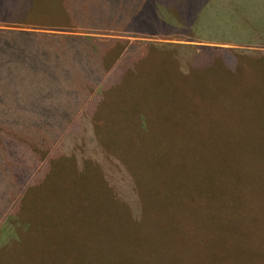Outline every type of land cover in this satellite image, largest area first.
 I'll return each instance as SVG.
<instances>
[{"label":"rangeland","instance_id":"obj_1","mask_svg":"<svg viewBox=\"0 0 264 264\" xmlns=\"http://www.w3.org/2000/svg\"><path fill=\"white\" fill-rule=\"evenodd\" d=\"M24 1L0 0V4ZM230 1L238 7L236 14L245 25L250 24L252 32L238 27L232 34H225L222 29L221 33H214L203 27L204 18L200 15L202 19L190 33L194 42L167 32L156 31L158 36H150L97 30L82 16L69 20L51 18L43 23H38L39 18H27L19 25L11 22L13 17L5 19L0 15V33L30 32L79 41L63 50L55 45L49 49L46 42L47 49H39L43 53L38 57V61L45 62V80L39 81L32 69L28 70L27 75L34 77V84L29 86L45 88L46 94L50 89H58L57 102L68 110L71 119L79 120L83 130L87 129V120H92L98 138L109 152L108 158L117 167L116 177L122 176L111 182L112 189L122 186L121 182H133L137 192L131 194L132 198L124 197L128 210L114 205V198L122 196L112 198L108 194L111 189L103 181L100 184L98 177L78 181L75 192L69 190L64 180V197L49 196L47 185L39 190L33 187L31 193L36 176L47 169L48 157L33 160L20 157L21 170L30 166L31 171L28 170L27 177L20 172L25 177V189L17 190L13 203L7 199L4 211H0V264H264V175L256 164L236 163L232 161L233 154L225 153L239 156L264 153V63L260 62L264 60V1L254 0V9H247L240 0ZM181 5L171 6L172 14L174 7L179 9ZM17 14L20 12L11 15ZM52 19L55 24L50 23L54 22ZM138 43L143 48L179 44L198 50L192 57L184 54L192 67L188 71L181 67L180 71L173 67L170 52L149 50L144 56L131 54L129 44ZM89 50L99 52L103 58L97 59ZM57 52L63 55L58 67L51 58ZM82 53L93 57L100 66L84 72L78 67H88ZM129 58L135 60L137 73L126 65L121 74L120 64ZM12 60H18L17 56L12 55ZM5 68L7 73L0 76V86L9 81L12 91L24 89L21 79L26 80L23 77L26 65ZM98 68L101 71L93 73ZM224 77L226 82L221 83ZM158 78L173 87L168 92L176 90L170 108L161 114L167 99L162 100V105L154 101L152 106L142 108L150 122H168L173 126L171 131H158L155 125L142 128L133 113H111L114 107L125 108L124 102L133 97V93L125 92L131 90L127 86L145 91ZM101 86L108 90L106 98L96 106L99 100L94 96ZM166 86L161 88L167 89ZM32 93L38 100L37 94ZM10 99L0 97V109H5ZM35 99L30 98L32 102ZM14 110L25 117H45L38 113L24 115L20 107L14 106ZM47 114L45 119L50 121L53 116ZM163 134L175 137L166 141L161 137ZM108 135L112 142L125 138L121 152H117L116 145H107ZM209 135L221 137V156L197 154L200 152L197 140L204 139L207 148L211 143ZM162 143L166 148H162ZM58 148L51 150L55 152ZM75 150L82 152L77 147ZM66 151L64 147L63 152ZM202 160L221 168V172L212 174ZM123 164L124 170L120 167ZM128 174L133 180H126ZM44 194L43 201H38ZM21 204L26 206L23 213L14 207ZM31 208L37 211L31 212Z\"/></svg>","mask_w":264,"mask_h":264},{"label":"trees","instance_id":"obj_2","mask_svg":"<svg viewBox=\"0 0 264 264\" xmlns=\"http://www.w3.org/2000/svg\"><path fill=\"white\" fill-rule=\"evenodd\" d=\"M168 1L169 3L166 5L164 3H159L158 0H26L23 4H19L22 2H13L10 5L6 4V6H3V3H1L0 15L4 18L13 17L11 18V22L18 23L19 25H22V20L27 18L36 20L39 18L38 23L40 21L43 23V21H48L51 18L58 20L66 18L69 20L70 18L74 19V17L80 19L82 16V19H85L86 22H92L90 26L97 30L104 29L129 34L144 33L150 36H158L155 34L156 31L158 33L167 32V35L176 36L179 39L191 40V42H194L195 38L190 33L194 31V27L196 26L198 20L202 19L200 18V15L204 18L203 27L214 33H221L222 29L225 34L226 32L228 34H232V31L236 30L238 27H243L247 33L252 32L250 24L246 22L247 24L245 25L242 19L236 14L238 7H236L235 3L230 0H226V4H224L221 0ZM240 1L247 9L255 8L254 0ZM170 3H181L182 5L181 7L178 6L179 9L174 7L175 14H172L171 6H174V4ZM14 11H16V13L20 12V14L15 16L11 15ZM50 21H54L50 23L55 24L56 20L52 19ZM224 22L225 24L222 25ZM113 23H118L120 26ZM250 23L252 24V21H250ZM129 25L130 28H128ZM227 27L229 28L228 30ZM12 32L13 33L7 34L0 33V76L6 75L7 69L5 67L7 65H11V69H13V67L20 68L24 65H26L27 68L23 69L25 71L23 77L26 78V80L21 79L22 85H24L22 88L24 89L19 90L16 88L12 91L11 89H13V87L10 86L9 81H7L5 86H0V89L5 90H0V97L11 98L10 101H7L8 103L5 104V109H0V199H3L0 202V211H4L7 199L10 203H13L17 190L25 189V184L23 182L25 177H22L20 172L22 171L24 176L27 177V172L28 170L31 171V167L25 166V168L21 170L18 159L22 156H26L29 157L27 160H33L42 156L45 157L44 155H47L48 157V160L46 161L47 169L36 176L33 181L31 193L33 191V187L39 190L47 185V192L49 193V196L64 197V180L66 181V185H68L69 190L75 192L76 190L74 189L78 187V181L84 178L88 182L98 177L100 184H102L103 181L107 187L111 189L108 194H110L112 198L122 196L120 198H114V205L125 207V209L128 210L129 205L125 201L124 197L132 198L131 194L137 193L135 185L133 182H131L130 185L128 182L120 181L122 186H117V189H112L113 185H111V182L115 179H122V176L121 178L116 177L114 170L117 167L115 166L113 159L108 158L109 152H107V149L102 145V140L98 138L97 128L92 123L93 121L87 120V129L83 130L84 127L81 123H79V120L75 121L73 118L71 119V115L68 110L57 102V98L55 97L58 96V89H50L46 94L45 88H33L32 86H29V84H34V77L27 75L28 70L32 69V72L35 73V76L39 81L45 80V73L43 70V67L45 66H43V64H45V62L43 63L38 61V57H40V53H43L41 50L47 49L45 47L46 42L49 44V49H52L55 45L59 50H63L65 47L77 44L79 41H77L76 38H66L68 36L54 37L49 34H37L20 31ZM50 43L53 44L51 45ZM34 45H38L40 48H35ZM129 46L131 54L141 53L143 55L149 50L162 52L164 54H168L170 52L169 55L173 59V67L179 69L180 71H183L182 68L188 71L192 67V62L187 58H184V54L192 57L196 52L195 50H198V48H194L195 46H184L179 44H167L158 48L152 45H144L143 48L139 43L129 44ZM67 50L70 49L67 48ZM89 51L92 52V55L97 56V59L103 58L99 52ZM135 51H138L139 53ZM188 51L194 52L188 53ZM236 53L249 54L248 52ZM8 55L10 56V59L6 60ZM12 55H16L18 60H12ZM82 56V60L86 63V65H88V67L78 65V67H80L83 71L91 69V67L95 68V66H100L96 60H93V57L88 56L86 53H82ZM51 58L55 59V66L58 67L62 64L63 55L59 52H57V55H52ZM134 62L135 60L131 61V58L128 60L124 59V61L120 64L121 74L125 72L126 65H129L128 67L133 68V71L137 73L134 67ZM260 62L264 63V60L261 59ZM93 70H95V72L92 71L93 73L101 71L99 68ZM123 80V78L120 79V81ZM126 81L131 80L126 78ZM224 82H226L225 77L223 80L221 79V83ZM156 83H149V85L145 87V91H139L138 89H133L131 86H127V88H130L131 90H127L125 92L133 93V97L129 98L128 102H124L126 105L125 108L116 109L114 107L111 113L114 111L123 114L133 113V115L141 121L140 127L142 128L150 129L155 125L158 131H171L173 126H171L168 122L165 124H161V122L154 123L150 122V118L144 116L142 107L152 106L151 103L154 101L162 105V100L167 99L162 106L161 114L164 111H167V109L170 108V99L174 96L173 91L176 92L175 89L168 92V90L173 87L166 86L165 84H167V82L164 79L158 78ZM230 83L233 84V82ZM161 86L162 88L166 86L167 89H162ZM107 90L108 87L103 86L98 89L94 96L95 100H99L95 102L96 106L99 105L102 99L106 98ZM32 92L37 94L38 100L34 98ZM30 93H32V95H30ZM30 98L35 99V101L32 102ZM148 99L149 104L146 105ZM14 106L20 107V110L25 112L24 115L38 113L40 115L45 114V117H25L22 114L15 113ZM156 111L160 113V110ZM47 112L51 113L50 115L53 116L50 121L45 119L48 116ZM137 127L139 128V125H137ZM161 137L163 140L167 141L170 140V137L175 136L163 134ZM209 137H211L209 139L211 143L207 148L204 146V139L197 140L196 147L200 148V152L197 154L201 157L207 154L221 156V137L213 135H209ZM108 138L109 141L107 145L112 147L116 145L118 147L117 152H121L119 149L124 147L123 144L125 138L116 139L115 142L111 141L110 135H108ZM83 141L85 144L82 143ZM77 145H81L82 148H79ZM161 145L163 149L166 148L163 146V143ZM53 147L59 148L54 152L51 150ZM64 147H67L66 152H63ZM75 147L81 149L82 152L76 151ZM225 153L228 156L233 154L231 158L232 161L236 163L242 161L245 162V164H256L258 166V170L264 175V172L260 170H264V153H257V155L245 154L244 156H239L233 152ZM164 157H167V155H164ZM218 161L221 164V158L218 159ZM54 162H56V165H54ZM161 162H163V156ZM201 162L204 163V165H207L205 160H202ZM207 166L212 174L218 175V173L221 172V168L216 169L212 167V164ZM120 167L122 170L125 169L124 164ZM95 170H98V172ZM92 171L96 174L90 175ZM69 177L70 180H68ZM126 180L131 181L133 179L128 174ZM120 182H118V184H120ZM52 183H54L53 186ZM50 186L51 190H49ZM44 197L45 194L38 201H43ZM14 207L21 213H23L26 208L25 204H21L20 206L14 205ZM32 211L35 212L37 210L36 208H34V210L31 208V212Z\"/></svg>","mask_w":264,"mask_h":264}]
</instances>
